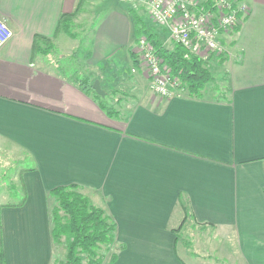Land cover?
I'll return each instance as SVG.
<instances>
[{"label":"crops","instance_id":"crops-1","mask_svg":"<svg viewBox=\"0 0 264 264\" xmlns=\"http://www.w3.org/2000/svg\"><path fill=\"white\" fill-rule=\"evenodd\" d=\"M115 1L109 8L85 1L82 14H100L86 64L131 63L145 88L118 99L110 117L99 107L105 98L59 74L49 55H34L35 37L53 40L54 52L60 18L79 0H0V18L14 34L0 49V144L27 166L20 172L25 209L2 212H11L2 220L6 264L51 262L58 245L49 193L70 185L117 226L114 260L103 264H264V0H243L248 16L221 37L228 96L217 100L207 88L202 98L154 94L135 63L141 38L128 11H143L164 49L176 45L148 7L138 8L148 0ZM187 224L191 237L202 238L193 240L200 249L187 245ZM5 225L22 249H8Z\"/></svg>","mask_w":264,"mask_h":264},{"label":"trees","instance_id":"trees-1","mask_svg":"<svg viewBox=\"0 0 264 264\" xmlns=\"http://www.w3.org/2000/svg\"><path fill=\"white\" fill-rule=\"evenodd\" d=\"M85 1L79 0L77 9L72 14L61 16L56 36L65 34L75 39L74 21L83 13ZM211 1L206 0V4H211ZM128 12L134 21L136 39L146 37L152 41L156 54L169 66L172 74L180 78L186 92L196 98L204 97L207 86L214 82L208 64L199 58L190 57L180 46L176 45L174 51L164 49L161 41L147 29L138 12L133 9ZM53 49V40L35 37L34 55L47 56ZM85 57L88 60L89 55ZM135 63L139 64L138 61ZM74 76V83L84 92L93 93L98 100H102L92 89L95 81L86 75L80 79ZM99 107L110 117H114L117 113L111 111L103 104V101H100ZM81 190L82 188L77 185H70L55 188L49 193V199L53 203L51 207L52 239L56 245H64L65 248L64 261L56 260L55 264H103L106 260L105 253H109L116 242L117 226L114 220L102 209L93 205L89 197ZM23 192L25 193L24 187ZM25 203L26 196L21 204ZM103 247L106 248L102 249ZM114 257L115 254H111L112 261ZM0 264H5L2 249Z\"/></svg>","mask_w":264,"mask_h":264},{"label":"rangeland","instance_id":"rangeland-1","mask_svg":"<svg viewBox=\"0 0 264 264\" xmlns=\"http://www.w3.org/2000/svg\"><path fill=\"white\" fill-rule=\"evenodd\" d=\"M98 1H100V3H98ZM95 2L98 4H102L103 6H101V8H109L111 5L114 4V2L117 1L95 0ZM144 5L148 7V1L145 4H142V6H139L138 8L141 9L144 7ZM98 9H100V7ZM85 11H86L85 14H81L74 21L73 33L75 35V39H71L65 34H62L60 40L57 42L58 46H56L54 52H52L53 51L52 50L51 51L52 53L50 52L51 54L50 53L48 54L50 57L46 59V63L48 65L54 63L52 64V66L58 70V73L64 77H69L70 80L75 77L74 75H76V77L79 79L82 78L84 75H86L92 81L102 80L103 81L102 85L106 87L108 90V95H106L105 99H103V104L108 106V108L111 109V111L117 112L118 103L116 101L118 99L121 98L127 99L130 98V96L131 97L134 96L135 92H133V89L137 86L140 89H142L145 88V85H143L144 84L143 79L139 77L135 78V76H137L139 72H137L134 69L135 73L132 74L131 63L125 64L124 62H121L117 64L116 62H112L104 65L101 64V66L98 69L90 66L89 68L87 66L86 64L87 60L85 59L86 58L85 52L88 50V42L90 43L89 40L92 30L100 20L99 18L100 14H95L94 10L91 9H87ZM138 14L140 15V17L144 15L143 11L141 13V10L140 12H138ZM146 17H149V15L146 14ZM147 23H149V20L147 21ZM150 31L152 30L150 29ZM148 42L154 47L152 41L148 40ZM175 48L176 46L172 48V51H174ZM135 50L139 58L138 63H140V66L142 67V73L147 79V74L145 73V69L142 66V62L140 61L138 48ZM226 56L228 55L227 53H225V49H224V52L218 58H216V60H212L211 62H205L206 64H208V67L214 77V82L207 86L208 93L207 91H204V93L206 92L207 97L213 98V100L220 99L223 96H228V91L226 90L228 73H227V69H224V65L226 63V60L228 59V57ZM221 60H223L222 63ZM108 74L110 75L109 77H107ZM122 78H125V80H121ZM107 79H110V82L112 81V83H110L109 80L107 81ZM113 80L115 83H113ZM120 81H122V83H120ZM148 83L150 85V80H148ZM102 89L104 90V88ZM104 92L107 93L105 90ZM186 94L188 93L186 92L184 95ZM15 158L16 157L13 156L10 146L6 144L5 145L0 144V230H1L0 250L2 249L3 251L5 264H6V257H5L6 233L5 231H3L2 220L5 215V221H6L11 212L4 213L2 217L3 209L10 208V210L17 209L21 211L25 209V204L24 205L21 204L24 195L22 192L23 185L21 183L23 181L21 180L20 172L23 169H26L27 166L23 163H20L18 159L16 160ZM49 203H50V211H51V207L53 203L52 201H49ZM184 226H185V232H183L182 235L186 240L187 245L189 246L191 245L190 249H200L196 245L194 247V241L202 240V238L200 237L196 238V236L191 237V230H190L191 226L188 224ZM5 227L7 228V231L11 236L9 237L8 249H22L23 247L22 239L16 236L15 232L12 229H10L8 225H5ZM13 228L15 230L18 228L17 220L14 222ZM42 241L44 243L42 249H46V241L44 236L42 238ZM105 248L106 247H103L102 249ZM181 248L184 249L183 246H181ZM49 249H55V248L54 246H52V248L50 247ZM111 253H112V249L109 253H105L106 257H110ZM64 257H65L64 245H58L56 246L55 255H53L52 260L49 264H55L57 259L64 261ZM225 264H231L230 260L227 259Z\"/></svg>","mask_w":264,"mask_h":264},{"label":"built area","instance_id":"built-area-1","mask_svg":"<svg viewBox=\"0 0 264 264\" xmlns=\"http://www.w3.org/2000/svg\"><path fill=\"white\" fill-rule=\"evenodd\" d=\"M249 11L243 0H212L211 4H206V0H148L153 22L165 28L171 41L190 57L204 62H211L224 52L222 35L233 32ZM13 36L7 23L0 18V49ZM137 48L154 94L172 99L186 93L180 78L172 74L145 37L138 41Z\"/></svg>","mask_w":264,"mask_h":264},{"label":"water","instance_id":"water-1","mask_svg":"<svg viewBox=\"0 0 264 264\" xmlns=\"http://www.w3.org/2000/svg\"><path fill=\"white\" fill-rule=\"evenodd\" d=\"M92 89L97 95L101 96L102 98L106 97V93L103 91L100 81H95Z\"/></svg>","mask_w":264,"mask_h":264}]
</instances>
